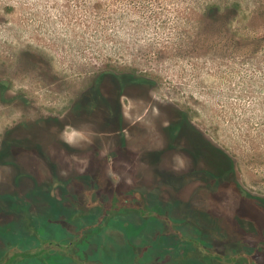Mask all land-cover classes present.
I'll return each instance as SVG.
<instances>
[{"label":"rangeland","instance_id":"rangeland-1","mask_svg":"<svg viewBox=\"0 0 264 264\" xmlns=\"http://www.w3.org/2000/svg\"><path fill=\"white\" fill-rule=\"evenodd\" d=\"M124 75L131 81L121 86ZM0 84L5 87L0 88V151L14 144L40 152L36 143L44 142L51 149L57 146L49 136L54 131L55 138L65 136L89 150L96 144L114 147L120 140L111 134L113 123L121 114L118 125L129 147L139 152L161 148L165 159L174 156L182 172L192 163L210 165L191 156L189 138L198 141L194 134L172 138L164 133L183 112L208 137L213 152L223 150L233 164L220 185L208 186L209 197L201 193L197 200L205 221L232 232L236 216L253 220L264 207V0H0ZM93 179L85 205L110 208L112 181ZM0 183L12 186L5 179ZM186 187H180L183 194L174 201L179 206L186 207L181 201L188 199ZM245 191L262 203H251ZM239 204L242 209L233 216L222 213ZM29 207L8 209L0 217L4 224L21 219L30 230L29 235L2 233L0 264H23L20 258L5 263L2 256L17 253L25 241L63 239V223L73 229V237L80 235L81 221L74 214L66 223L56 210L32 212ZM150 216L184 221L163 211ZM103 219L89 220L96 228L80 237L101 232ZM36 222L42 228L37 233L32 230ZM144 233L145 240L151 238ZM137 234H143V227L134 223L112 231L105 237L113 242L109 253L132 261L131 238Z\"/></svg>","mask_w":264,"mask_h":264},{"label":"flooded vegetation","instance_id":"flooded-vegetation-1","mask_svg":"<svg viewBox=\"0 0 264 264\" xmlns=\"http://www.w3.org/2000/svg\"><path fill=\"white\" fill-rule=\"evenodd\" d=\"M116 77L114 78L117 79ZM129 81L131 79L126 80L124 75V80L122 79L119 85L129 84L127 83ZM0 88L5 87L0 84ZM122 120L121 114L117 115L116 121L112 120V123L115 121L113 124L117 125L113 127L111 134L120 140L114 147L105 148L95 143L96 147L89 150V146L76 144L65 136L55 138L52 134L57 132L54 131L49 136L57 146L51 149L47 148V142H44L36 143L40 152H35L36 149L29 146H25L26 149L13 148L14 144L6 145L5 149L0 151V156L3 155L0 157L2 179L0 182H3V179L12 181L10 187L0 183V217L9 211L8 209H16L20 205L30 206L32 212L41 209L56 210L63 214V221L66 223L70 222L67 219L74 214L75 219L81 221L78 220L81 226L77 227L80 235H85L87 230L96 228V222L88 223L89 220L104 218L101 221L102 231L89 233L88 237L80 235L73 237V229L68 227L69 224L63 223L61 225L63 239L44 237L38 238L34 244L27 241L20 243L17 253L8 252L2 256L5 263L14 261L13 258H20L23 264H39L37 262L44 261L50 264H226L227 260L235 264H245L240 258H246L251 264H260L259 256L263 257L264 262V207L253 220L242 214L236 216L237 224L234 225V231L228 232L206 222L205 211L197 205L201 193L204 195L202 198H208L210 185L213 182L217 186L220 185V182L226 179L227 173L233 170L227 153L219 149L213 152L208 146L210 144L208 137L181 112L175 117L173 125L164 128V133L172 134V138L182 134L187 137L191 133L194 134L198 141L195 144L189 138L191 156L210 162V165L204 166L192 163L185 173L180 170V163L175 161L174 156L168 157V160L163 157V151L159 150L161 148L139 152L136 148L129 147L125 142L126 131L118 125ZM62 128L63 126H60L61 131ZM11 137L12 135H9L7 138ZM95 141H98V137ZM11 150V154L14 153L12 158L9 157ZM176 152L178 150L172 155ZM212 160L214 164L211 163ZM101 177L112 181L111 190L114 198L111 201L112 206L89 207L85 205L87 203L85 190L88 191L93 186L91 182L94 181L93 178ZM43 178L49 183H42ZM182 186L189 189L187 201L181 200L186 203V207L174 202L183 194L180 190ZM53 189L57 197L54 196ZM245 192V198L251 200V203L262 201L248 191ZM120 199L129 202V207L122 206ZM136 201H140V206H135ZM247 203L249 202L245 204ZM237 208L242 209L241 204L230 209L228 207V210L222 213L233 216ZM160 209L164 214L171 217L179 216L184 221L169 222L167 219L159 221V216L157 219L150 216L162 214ZM147 213L150 215H143ZM105 214H108V217H101ZM186 219L188 221H185ZM36 223L38 228L32 230L37 233V229L40 231L42 228L40 229L39 223ZM131 223L143 227V234L131 238L134 256L130 255L133 258L129 261L127 256L118 257L109 253L113 242L105 237H109L112 231H123ZM145 230L151 237L148 240L144 237V235L148 237L147 233H144ZM4 232L23 235L30 230L28 225L26 226L25 222L21 223L19 219L6 224L0 221V243ZM153 238L156 240L153 241ZM53 246L58 247L57 251L42 258L43 253L52 252ZM32 248L42 250V253L36 250L30 252ZM50 254L53 256L48 260Z\"/></svg>","mask_w":264,"mask_h":264}]
</instances>
